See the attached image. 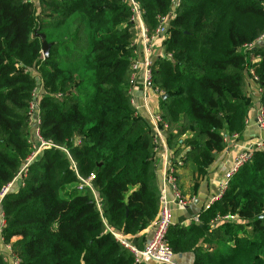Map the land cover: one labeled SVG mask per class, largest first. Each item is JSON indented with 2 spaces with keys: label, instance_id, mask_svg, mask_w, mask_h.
Here are the masks:
<instances>
[{
  "label": "trees",
  "instance_id": "trees-1",
  "mask_svg": "<svg viewBox=\"0 0 264 264\" xmlns=\"http://www.w3.org/2000/svg\"><path fill=\"white\" fill-rule=\"evenodd\" d=\"M133 1L149 33L171 9V0ZM131 17L128 0H0V190L31 152L28 112L37 78L41 136L70 157L43 151L22 186L3 199L0 235L19 264H133L107 228L136 239L157 218L156 145L128 92ZM34 31L51 44L47 59ZM261 36L264 0L176 1L162 44L170 57L156 59L152 71L167 96L159 111L172 159L186 150L176 173L181 195V170L189 164L196 179L204 176L225 148L224 136L244 131L251 57L258 58L251 70L264 110V45L246 56L243 50ZM71 161L79 177L93 175L100 212L88 190L64 189L78 183ZM263 213L264 151H256L198 223L169 228L167 245L175 255L191 254L192 264H264ZM224 215L237 221L213 228Z\"/></svg>",
  "mask_w": 264,
  "mask_h": 264
},
{
  "label": "built area",
  "instance_id": "built-area-1",
  "mask_svg": "<svg viewBox=\"0 0 264 264\" xmlns=\"http://www.w3.org/2000/svg\"><path fill=\"white\" fill-rule=\"evenodd\" d=\"M131 5L132 17L131 23L136 25L138 30V36L141 44V55H137L135 61L132 64V77L130 79L129 94L131 89L139 88L141 92V101L143 110L148 117V126L152 131V136L156 148H160L163 152V177L162 186L159 190V210L157 218L151 223L150 231L147 238L141 245H136L131 242L128 236L122 235L112 229L107 228V231L114 238V240L123 248H125L133 256V264H178L176 259L179 257L175 255L167 245L166 236L169 228L172 226V217L170 205L175 204L181 208L186 207L188 202L181 196L177 187V169L183 165V155L177 156L176 158H168L167 154V143H166V132L167 125L163 122L161 112L159 111V100L163 93L153 83V64L156 59L163 58L162 44L166 39L167 29L169 20L174 17V8L177 0H171V9L167 16L159 18V25L155 30L149 33L142 22L140 11L133 0H128ZM160 45L159 53L155 48L156 44ZM256 45H264V37L259 38L254 44L244 46L243 50L246 55V51L252 49ZM165 58H169V55H165ZM251 80L254 83L258 82V79L254 76L251 70H248ZM37 90L35 89L32 95V101L29 104V118L30 123L33 124L31 135L28 138V142L31 146V152L29 156L21 164L17 174L13 180L3 186L0 190V212L1 205L5 196L11 192H16L23 184V180L26 177L28 167L35 162L43 151L51 148L59 149L65 152L68 156L66 149L55 145L50 140H45L41 136L39 124L40 116L35 115V110H38V102L33 101ZM131 95V94H130ZM130 105L134 110V115L140 116V111L134 103V99L130 96ZM144 119V118H143ZM255 125L264 130V110L259 109L254 117ZM79 141H77V145ZM264 150L262 142H255L250 146L246 147L242 152L235 157L232 168L227 171L224 175V182L221 193L214 198H211V202L218 200L221 197L222 192L226 189L228 181L234 178L240 171V169L247 164L254 151ZM255 151V152H256ZM70 159V157L68 156ZM71 169L78 179L77 191L88 190L94 200L95 206L100 212V198L97 196L95 190L92 187L93 175L88 178H81L78 176L75 164L71 161ZM17 186V190H15ZM167 192H170L172 199H167ZM210 202V203H211ZM234 217L230 215L216 217L212 224V227H217L222 222L233 220ZM193 221L197 222L198 217H195ZM234 221H237V217ZM4 227L3 216L1 215L0 221V232ZM14 264H19V261L15 260Z\"/></svg>",
  "mask_w": 264,
  "mask_h": 264
},
{
  "label": "crops",
  "instance_id": "crops-1",
  "mask_svg": "<svg viewBox=\"0 0 264 264\" xmlns=\"http://www.w3.org/2000/svg\"><path fill=\"white\" fill-rule=\"evenodd\" d=\"M131 43L133 45V56H135L134 58L136 59L137 55L139 56L141 55V49H142L138 36V30H137V34L135 33V31L133 32ZM155 48L159 53L160 45L158 43L155 45ZM131 77H132V68H130V72L127 74L129 86H130ZM36 90H37V95H35L33 101L37 103L40 97L44 94V90L40 80L37 81ZM247 92L251 97V98L249 97L251 100V106L247 115V122L245 129L242 132V134L239 135V138L234 142L231 141L227 142L226 147L223 150L216 153L212 164L209 166L204 176H201L198 179H196V176L192 174V172L189 169L190 167L189 164H187L184 167L185 169L181 170L180 172L181 186L183 193L181 196L188 202V204L186 207L183 208L176 206L175 204L170 205L172 225H178L180 227H188L192 223H198V221L195 222L193 221V219H195V217H198L199 214L202 211H204V209L207 206L210 205L211 198L218 196L220 192L219 190H220V185L222 183L223 175L231 167L233 159L236 156V153L242 148L244 144L248 143V141L255 138H261L264 135L263 133L255 130L254 124L252 122L256 114V111L258 109H261V104H260L261 92L259 88H257L256 86H252L251 90L250 91L247 90ZM130 94L129 95L134 99V103L140 111L139 112L140 116H142V119L144 118L143 121L148 125L149 120L145 114V111L143 110L140 89L139 88L131 89ZM38 112H39V108L38 110L37 109L35 110L36 116L38 115ZM165 136L167 143V134ZM185 152L186 150H184V152H182L181 155H184ZM162 154L163 152L160 148L154 149L153 160L155 164V179L159 190L161 189L162 186V177H163V162L161 160ZM166 155L168 156L169 159L172 158V152L170 151L169 148L167 150ZM190 173L191 175H193L194 178H192ZM185 177H188L189 180H185ZM17 188L18 187L15 186V190H17ZM167 199L168 200L172 199V195L170 192H167ZM1 215L2 214L0 212V221H1ZM149 231H150V226L144 231L140 232L137 235L136 239L132 238L131 236H128V238L131 242L136 241L135 242L136 245H141L147 238ZM0 256L4 259L5 264H14L16 260V257L10 250L9 246L3 242L1 235H0ZM179 256L180 257H177L176 259L178 264H192L193 256L191 254H182Z\"/></svg>",
  "mask_w": 264,
  "mask_h": 264
},
{
  "label": "rangeland",
  "instance_id": "rangeland-1",
  "mask_svg": "<svg viewBox=\"0 0 264 264\" xmlns=\"http://www.w3.org/2000/svg\"><path fill=\"white\" fill-rule=\"evenodd\" d=\"M35 9H36V12H37V14H38V10H39V8L38 7H35ZM144 25V24H143ZM136 25L134 24L133 25V29H132V31L134 32L135 31V33L137 34V30H136ZM145 27V26H144ZM146 29V28H145ZM36 30V29H35ZM262 37H264V36H261L260 38H262ZM162 51H164L163 50V48L161 49ZM163 55H164V57H166L165 56V53H163ZM246 56V55H245ZM133 57V62L135 61V56H132ZM248 58V57H247ZM258 60V58L257 57H251L250 59L248 58L247 60H246V65H245V69H246V71H245V84H246V93H247V95L249 96V94H248V92H247V90H251V87L252 86H256L257 88H259V86H258V82L257 83H254L252 80H251V78H250V75H249V73H247V71L248 70H251V65L255 62V61H257ZM133 62H132V64H133ZM252 71V70H251ZM253 72V71H252ZM31 73L33 74V76H35V78H37L36 77V72H34V71H32L31 70ZM35 73V74H34ZM36 81H38V80H36ZM255 88V87H254ZM256 89V88H255ZM259 90H260V88H259ZM260 92H261V90H260ZM250 97V96H249ZM251 98V97H250ZM250 106H251V104H250ZM261 109H263L262 107H261ZM259 110V109H258ZM257 110V111H258ZM256 111V112H257ZM256 115V114H255ZM255 117V116H254ZM247 122V121H246ZM253 124H254V128H255V130H257L258 132H261V133H263L264 134V130L263 129H260V128H258L256 125H255V123H254V118H253ZM32 129H33V124H29V133H30V135H31V132H32ZM29 135V136H30ZM202 139L204 138V137H201ZM239 138V135L238 134H232V135H225L224 136V143H225V147H226V145H227V142H229V141H231V142H234L235 140H237ZM255 142H262V144H263V147H264V135L261 137V138H255V139H252V140H250V141H248V143H246V144H244L243 146H242V148L236 153V156L239 154V152H242L246 147H248V146H250L251 144H253V143H255ZM256 151V150H255ZM255 151H254V153H255ZM259 151H264V150H259ZM253 153V154H254ZM235 156V157H236ZM235 157H234V159H233V162H232V165H231V167L227 170V171H229L231 168H232V166H233V164H234V160H235ZM253 157V156H252ZM252 159V158H251ZM251 161V160H250ZM191 167H189V169H190ZM208 168L209 167H207V169H206V171L208 170ZM191 171H192V169H190ZM226 171V172H227ZM225 172V173H226ZM225 173H224V175H225ZM17 174V173H16ZM190 175H191V173H190ZM224 175H223V179H222V183H221V185H220V192H219V194L221 193V190H222V184H223V182H224ZM192 176V178H194L193 177V175H191ZM185 180H189V178L188 177H185ZM230 181H228V183H229ZM228 183H227V186H228ZM78 184V183H77ZM77 184L76 185H72V186H70V187H65L64 189H66V191L67 190H69V189H72V188H76L77 187ZM226 189H227V187H226ZM225 189V190H226ZM224 190V191H225ZM223 191V192H224ZM223 192H222V194H223ZM218 194V195H219ZM221 194V195H222ZM60 196L61 197H64L63 196V194L61 193L60 194ZM217 201V200H216ZM215 202V201H214ZM214 202H211L210 203V205L211 204H213ZM209 205V206H210ZM209 206H207L205 209H207ZM204 209V210H205ZM264 214V213H263ZM262 215V214H261ZM230 216H233L234 217V219L233 220H229V221H227V222H236V221H234L235 220V218H236V215H230ZM216 218V217H215ZM214 218V219H215ZM213 219V220H214ZM213 222V221H212ZM211 222V223H212ZM210 223V224H211ZM212 225V224H211ZM218 227V226H217ZM179 256V255H178ZM180 257V256H179Z\"/></svg>",
  "mask_w": 264,
  "mask_h": 264
},
{
  "label": "water",
  "instance_id": "water-1",
  "mask_svg": "<svg viewBox=\"0 0 264 264\" xmlns=\"http://www.w3.org/2000/svg\"><path fill=\"white\" fill-rule=\"evenodd\" d=\"M34 35L39 39L40 47H41V54L43 59H47L49 55V49L51 47V44H48L45 40V36L43 34H39L36 31H34ZM166 95H162V100L166 99ZM264 217V214L259 216V218Z\"/></svg>",
  "mask_w": 264,
  "mask_h": 264
}]
</instances>
